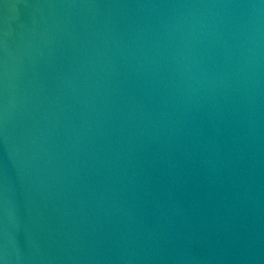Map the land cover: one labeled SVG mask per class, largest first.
<instances>
[{"label": "water", "instance_id": "95a60500", "mask_svg": "<svg viewBox=\"0 0 264 264\" xmlns=\"http://www.w3.org/2000/svg\"><path fill=\"white\" fill-rule=\"evenodd\" d=\"M0 264H264V0H0Z\"/></svg>", "mask_w": 264, "mask_h": 264}]
</instances>
